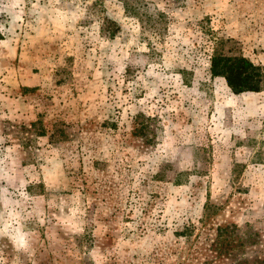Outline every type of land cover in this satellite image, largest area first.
Returning a JSON list of instances; mask_svg holds the SVG:
<instances>
[{
    "label": "rangeland",
    "instance_id": "374dc122",
    "mask_svg": "<svg viewBox=\"0 0 264 264\" xmlns=\"http://www.w3.org/2000/svg\"><path fill=\"white\" fill-rule=\"evenodd\" d=\"M0 264H264V0H0Z\"/></svg>",
    "mask_w": 264,
    "mask_h": 264
},
{
    "label": "trees",
    "instance_id": "16d2710c",
    "mask_svg": "<svg viewBox=\"0 0 264 264\" xmlns=\"http://www.w3.org/2000/svg\"><path fill=\"white\" fill-rule=\"evenodd\" d=\"M235 61L219 54L213 56L211 61L213 75L224 76L231 87L241 88L239 92L259 91V87L254 85V77H259L258 69L251 63L244 64V59L238 58Z\"/></svg>",
    "mask_w": 264,
    "mask_h": 264
}]
</instances>
